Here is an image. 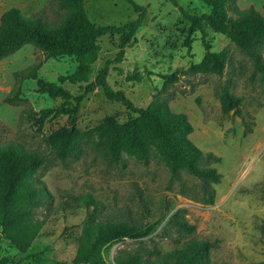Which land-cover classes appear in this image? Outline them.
<instances>
[{
    "label": "rangeland",
    "instance_id": "obj_1",
    "mask_svg": "<svg viewBox=\"0 0 264 264\" xmlns=\"http://www.w3.org/2000/svg\"><path fill=\"white\" fill-rule=\"evenodd\" d=\"M147 8L145 22L124 48L120 62L113 61L118 43L115 35L96 41V61L91 65V82L106 61L107 84L121 91L135 106L145 107L154 94L166 100L169 110L182 113L192 127L188 139L202 152L217 156L211 166L220 174V182L212 186L213 204L200 202V183L184 173L170 179L166 168L157 159L142 165L124 158L121 166L106 165L90 149L78 161L61 164L52 159L43 137L66 124L65 117L49 120L40 133L19 124L21 110L56 108L60 100L34 92L33 81L21 85L20 101L8 105L3 98L10 90L11 74L35 62H42L37 74L47 82L71 73L76 64L72 58L44 59L40 51L25 45L12 55L0 59V145L18 144L26 150H38L47 162L36 174L46 189L48 201L35 210L42 227L24 254H19L6 240L0 241V264H70L78 244L82 224L87 217L84 208L73 200L90 195L99 203L94 214L99 222H125L138 228L152 225L151 232L140 239L116 241L104 246L106 264L119 251L136 248L166 253L183 242L216 241L208 252L209 264H264V236L259 224L264 221V84L250 83L251 66L224 36L206 30L210 51L226 49L228 62L221 76L180 75L177 82L164 85L158 74H175L202 56L200 35L191 37L189 49L183 46L186 23L167 0H132ZM190 13H208L202 0H178ZM239 10L253 7L264 15V0H236ZM16 8L25 18H40L54 25L63 11L58 0H0V15ZM83 8L89 23L98 26H119L136 14L124 0H84ZM229 15H232L229 13ZM264 57V53L262 54ZM134 80H127V75ZM83 84H63L62 88L78 96ZM225 88L241 98L242 118L252 122L251 132L242 135L241 119L222 115L216 92ZM129 113L120 104L107 101L99 89L80 100L75 126L80 131L100 123L104 116L123 121ZM134 117L133 114H130ZM176 210H184L185 220L195 227L191 235L177 232L168 220ZM152 259V256L147 258Z\"/></svg>",
    "mask_w": 264,
    "mask_h": 264
},
{
    "label": "trees",
    "instance_id": "obj_2",
    "mask_svg": "<svg viewBox=\"0 0 264 264\" xmlns=\"http://www.w3.org/2000/svg\"><path fill=\"white\" fill-rule=\"evenodd\" d=\"M235 1L202 0L208 8V13L195 14L184 10L178 0H167L186 23L183 46L189 49L191 37L197 32L200 35L202 56L198 63L191 64L184 71L158 74L157 77L163 80L164 85L177 82L178 74L222 75L228 62V52L226 49L210 51L206 30L224 36L248 59L251 66L248 75L250 83L264 84V15L251 6L239 10ZM83 2L84 0H58L63 15L52 26L40 18H25L16 8L1 13L0 59L12 55L25 45H30L40 51L44 59L68 57L76 64L71 73L57 77L56 82H47L38 77L37 72L42 62L32 63L23 70L13 72V83L3 102L8 105L19 102L22 83L26 80L33 81L35 93L58 99L60 103L56 108L21 110L19 124L25 123L30 130L40 133L49 120L60 116L66 118L64 126L43 137V143L50 150L53 160L61 164L78 161L85 154V149H90L108 166L123 165V156L142 165H147L151 159H157L166 168L170 179L184 173L199 181L202 193L200 202L203 205H212V186L220 182L221 176L211 165L219 163L220 159L209 152H202L188 139L192 127L186 116L171 112L166 100L158 94H154L145 107L135 106L121 91L113 90L107 84L109 61L104 63L91 82L88 81L91 65L97 58L96 41L106 35H115L118 51L113 61L120 62L124 48L145 22L147 8L135 4L132 0H124L136 14L135 18L119 26H98L87 21ZM125 78L137 79L131 74ZM65 83L83 84L81 94L71 95L62 88ZM95 89H99L107 101L124 107L129 115L121 122L104 116L96 126L80 131L75 126L80 100ZM216 97L221 114L240 118L242 135L249 134L252 122H246L242 118L241 98L232 95L225 88L216 92ZM46 162L47 157L38 150H26L12 143L0 145V241H8L19 254L27 251L42 227V222L35 218V210L48 201L49 195L36 179V174ZM73 201L76 202L74 206L86 210L87 217L82 224L70 264H106L102 255L105 245L126 239L143 238L153 228L152 225L138 228L125 222H99L94 216L99 210V203L90 195L75 198ZM168 223L181 234L191 235L195 230V227L185 220L184 210L173 212ZM258 228L264 236V221L260 222ZM216 243L188 240L166 253L141 248L119 251L113 262L209 264L208 252ZM149 256H152L151 260L147 259ZM20 263L21 261H18L16 264Z\"/></svg>",
    "mask_w": 264,
    "mask_h": 264
}]
</instances>
